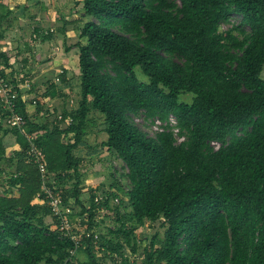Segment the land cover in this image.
<instances>
[{"label": "trees", "instance_id": "16d2710c", "mask_svg": "<svg viewBox=\"0 0 264 264\" xmlns=\"http://www.w3.org/2000/svg\"><path fill=\"white\" fill-rule=\"evenodd\" d=\"M74 1L92 19L68 48L77 50L78 100L52 125L27 116L19 90L16 108L71 220L99 233L104 253L86 240L76 264H264V0ZM231 15L239 24L222 31ZM7 61L0 53L2 68ZM45 98L30 102L38 116ZM140 116L166 125L148 135ZM94 128L121 173L83 191L73 151L96 149L86 142ZM8 134L19 145L10 156ZM26 150L23 134L0 123V264H62L73 244L37 197L40 175ZM155 222L162 232L137 234Z\"/></svg>", "mask_w": 264, "mask_h": 264}, {"label": "crops", "instance_id": "0c3cea01", "mask_svg": "<svg viewBox=\"0 0 264 264\" xmlns=\"http://www.w3.org/2000/svg\"><path fill=\"white\" fill-rule=\"evenodd\" d=\"M38 1L46 5L49 0L1 1L6 9H3V14H1L2 8H0V29L4 30L0 39V53L8 57L3 67L7 77L16 80V84H21L24 80L29 82V89L19 88L21 98L27 108V116L52 125L55 115L64 109L70 110L69 104L77 101L79 97L77 50H68L76 40H72L75 36L68 35V31L69 27L72 28L77 38V28L85 21H83L82 10L75 6L74 0H58L64 7H68V10L66 9L68 16L80 14L81 17L74 18L75 20L70 22L63 15H59V18L56 16L58 20H55L50 13L49 18L52 21L49 22L53 20L55 21L52 24L56 22L53 25L55 28H52L51 24L48 26L50 31H54V36L51 34L53 37L44 39V30L49 29L44 28V7L39 5ZM6 11L9 12L7 16L4 15ZM55 45L60 49L58 53ZM59 71L63 72L64 81L53 83ZM51 84L53 87L49 89ZM75 95L78 97L75 98ZM44 96L46 98L43 100V113L38 116L30 102L40 100V97L44 98ZM2 143L7 149L19 150L16 138L11 134L6 135ZM96 150L94 149L97 153ZM87 185L91 187L90 184L87 183ZM86 197L88 196L84 194L81 199L86 200Z\"/></svg>", "mask_w": 264, "mask_h": 264}, {"label": "built area", "instance_id": "2783aa9c", "mask_svg": "<svg viewBox=\"0 0 264 264\" xmlns=\"http://www.w3.org/2000/svg\"><path fill=\"white\" fill-rule=\"evenodd\" d=\"M21 87L29 88V82L24 80L21 84H10L0 65V123L8 128L17 129L25 137L27 142V150L25 152L26 162H32L36 166L41 180L40 192L37 194V197L42 198L50 208L52 215L57 220V227L61 237L69 239L73 244V247L68 250V256L62 264H76V259L79 257L78 251L84 247V241L86 240H92L96 251L98 250L103 254V249L98 244L99 233L95 230H88L79 223V220H71L72 208L64 204L62 188L57 185L56 181L51 178L53 176L48 173L43 152L36 144L37 134L26 133L25 131L27 119L20 115L16 108L17 91ZM55 118L56 121H60V113ZM153 122L156 123L155 132L163 131L165 123L159 120ZM169 123L171 125L175 124L174 118L171 116ZM174 133H176V130ZM177 140L181 142L183 138H177ZM210 146L214 150H217L220 147V143L211 142ZM102 199V196L97 195L94 201L97 202ZM117 202L118 199H114V203Z\"/></svg>", "mask_w": 264, "mask_h": 264}, {"label": "rangeland", "instance_id": "374dc122", "mask_svg": "<svg viewBox=\"0 0 264 264\" xmlns=\"http://www.w3.org/2000/svg\"><path fill=\"white\" fill-rule=\"evenodd\" d=\"M49 1H51L50 4H48ZM49 1L47 2L46 5H45V3H40V1H38V3H40L39 5H43V7H44V28L47 27L49 29L48 26L50 24H51L52 28H55V27H53V25L56 24V22L54 24H52V23L55 20H58L56 18V16L59 18V15L60 16L63 15L65 17H67L68 18L67 20H69L70 22L72 20H75L74 18L81 17L80 14L68 16V13H67L68 7H64L63 4H61L58 0H49ZM31 11H33V10H31ZM31 11H30V13H31ZM50 13L52 15V18L55 19V20H53V22H49V21H52V19L49 18ZM87 19L88 18L84 17L83 21L86 22ZM88 20H92V19H88ZM239 21H240L239 16L231 15L229 22L222 24L221 30L225 31L229 28L235 27L239 24ZM242 29L247 31L246 27H244ZM48 31H50V29ZM46 32H47V30L46 31L44 30V32H43L44 37L46 36ZM52 32H53L52 34L54 36V31H52ZM68 35H70V36L74 35L75 36L72 40L77 39L76 35L74 33V30L72 28L70 29V27H69ZM53 36H51V37H53ZM44 39H46V38H44ZM59 39H61V38H59ZM56 49H57V53H58L60 49L55 45V50ZM261 76L264 79V72L262 73ZM75 96H76L75 98L78 97L77 95H75ZM181 99L184 102H190V96H188V95L183 96ZM75 103H76V101H72V103H70L69 105L74 106ZM134 121L136 122L138 127H140L148 135H153L155 133L156 123L153 122L152 120L146 121L145 119H143L142 116H140V117L135 118ZM98 129L99 128L93 129V132L87 136L86 142L90 146L94 145V148L97 149L96 151L101 153V156L98 154L96 155L95 151L93 149H91V148H89V146H85V145H83V146L80 145L77 149H75L73 151L75 156L82 158V166L84 169L82 172L86 174L85 175L86 176L85 181L88 184H90L91 187H93V188L99 184H102L104 186H109L110 184H113V179L118 178L120 176L119 174L121 173L120 161L113 159L112 157H110L108 155L107 152L102 151L103 149L101 147H98L100 145V143L102 142V140L105 139L104 133H97ZM4 148H5L6 156L13 155L16 152L13 149H7L5 146H4ZM1 167L6 168L4 165H2ZM85 181H84V185H83L84 186L83 191L84 190L87 191L86 189L89 187L87 185V183H85ZM67 188L68 187H65V189H67ZM103 188H106V187H103ZM103 188L101 186L100 189H103ZM98 193H99V191H98ZM14 195H16V193ZM103 224L111 225L112 223H110L108 220H106V221L104 220ZM149 229L150 228L145 227L144 229H142L139 227V228H137L136 232L139 235L141 234L142 236L148 237V236H151L155 232V230H157L158 232H162V230H163V229L159 228L158 222H155L153 224V230L152 229L149 230ZM99 231L100 232L103 231V226H100ZM78 255H79L80 259H84V255L82 253L81 254L79 253ZM106 260H107V264H110V262L108 261L109 259H106ZM135 262H137L136 264H139V262L137 260ZM131 264H133V263H131Z\"/></svg>", "mask_w": 264, "mask_h": 264}]
</instances>
